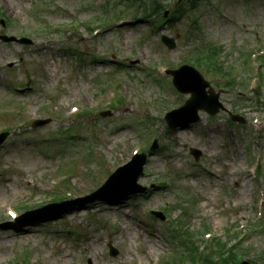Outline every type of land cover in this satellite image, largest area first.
I'll use <instances>...</instances> for the list:
<instances>
[{
  "label": "rangeland",
  "instance_id": "1",
  "mask_svg": "<svg viewBox=\"0 0 264 264\" xmlns=\"http://www.w3.org/2000/svg\"><path fill=\"white\" fill-rule=\"evenodd\" d=\"M109 1V9L123 10L117 0ZM105 2L0 0V34L33 42L0 40V133H7L0 144V264L17 258L21 264H159L182 252L178 243L189 234L196 235L202 255L218 239L245 249L233 264H264V206L259 219L256 204L264 200V63L258 57L256 72L250 61V54L264 49V0H179L188 16L152 32L154 22L134 19L129 9L122 21L109 17L107 27L91 34L88 21L103 12ZM175 3L164 0V8ZM162 34L179 35L174 49L161 43ZM201 41L220 48L218 63L230 76L203 63L196 68L215 91H223L220 101L244 123L231 125L227 112L200 111L197 123L166 129L163 115L189 94L173 89L164 70L188 61ZM15 86L23 90L15 92ZM117 96L124 102L118 104ZM72 107L78 108L74 114ZM104 111L110 114L100 116ZM255 115L258 133L252 129ZM154 139L158 148L149 151ZM137 147L147 154L138 179L147 192L71 202L89 195ZM191 149H198L197 161ZM71 159V193L59 201L65 204L58 212L9 218L7 209L20 217L29 211L19 204L36 209L64 190L60 170ZM163 178L166 184L158 185ZM118 191L113 195L125 192ZM109 244L117 250L113 256Z\"/></svg>",
  "mask_w": 264,
  "mask_h": 264
},
{
  "label": "water",
  "instance_id": "2",
  "mask_svg": "<svg viewBox=\"0 0 264 264\" xmlns=\"http://www.w3.org/2000/svg\"><path fill=\"white\" fill-rule=\"evenodd\" d=\"M4 40H12V38H3ZM162 40L170 47H174L173 40L166 36L162 37ZM173 75V83L175 87L183 93H190V98L186 100L184 105L179 109L171 112L167 116V122L170 126L176 125H186L188 123L196 122L198 120L197 112L200 109H204L209 114L214 115L222 107V104L218 101L219 93H215L210 87L208 82H206L200 73L190 66H182L178 70L170 71ZM208 88V90H206ZM178 115L179 121L172 122V117ZM235 118V117H233ZM46 121H35L34 125L43 124ZM1 140V139H0ZM195 158H198L199 153L197 151H192ZM142 157V156H141ZM140 157V158H141ZM140 160V159H139ZM134 162L133 164H135ZM143 163V158L136 165L135 171L131 170L133 164H128L126 167L118 169L105 183L104 188L99 189L96 193L92 195L87 201L94 199H105L106 195H100V191H105L110 185L118 182L129 183L131 185L132 193L141 191L136 185V180L138 175L141 174V166ZM128 184V185H129ZM129 189V188H128ZM156 215L162 217L160 213H155ZM246 264V263H244Z\"/></svg>",
  "mask_w": 264,
  "mask_h": 264
},
{
  "label": "trees",
  "instance_id": "3",
  "mask_svg": "<svg viewBox=\"0 0 264 264\" xmlns=\"http://www.w3.org/2000/svg\"><path fill=\"white\" fill-rule=\"evenodd\" d=\"M126 1V6H133L137 4L136 11L141 12V15L147 18H152V16L159 15L160 11L163 9V0H124ZM162 12V11H161ZM195 59L197 60L198 64L202 61L205 65H209L213 63V60L215 59V52L214 49H206L205 46H202L199 50L197 55L195 56ZM220 68V67H219ZM225 75H227L224 72ZM63 197H57L53 200L62 199ZM24 207V205H20L19 208ZM28 208H25V210ZM175 234V231H173ZM174 234L172 237H175ZM188 235H185L186 238ZM182 248H184L183 252H180L176 258L182 259V258H189L191 260L196 258L197 250L196 247L188 245V242L180 241L178 243ZM224 243H222L220 240H213L211 246L208 249L209 254H204L202 258L206 261V263L212 262V254L216 253L221 261H223V264H230V262L235 258L236 252L233 251H224L223 250ZM202 259V260H203ZM163 264H176L175 260L170 261H164Z\"/></svg>",
  "mask_w": 264,
  "mask_h": 264
},
{
  "label": "bare ground",
  "instance_id": "4",
  "mask_svg": "<svg viewBox=\"0 0 264 264\" xmlns=\"http://www.w3.org/2000/svg\"><path fill=\"white\" fill-rule=\"evenodd\" d=\"M0 231H3V229H0Z\"/></svg>",
  "mask_w": 264,
  "mask_h": 264
}]
</instances>
